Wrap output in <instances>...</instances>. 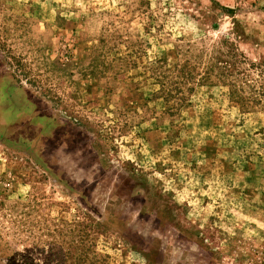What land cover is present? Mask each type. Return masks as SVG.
<instances>
[{"label": "rangeland", "instance_id": "1", "mask_svg": "<svg viewBox=\"0 0 264 264\" xmlns=\"http://www.w3.org/2000/svg\"><path fill=\"white\" fill-rule=\"evenodd\" d=\"M0 264H264V0H0Z\"/></svg>", "mask_w": 264, "mask_h": 264}]
</instances>
